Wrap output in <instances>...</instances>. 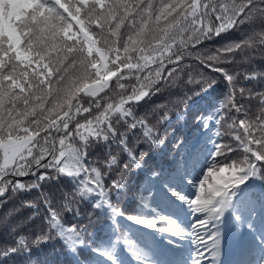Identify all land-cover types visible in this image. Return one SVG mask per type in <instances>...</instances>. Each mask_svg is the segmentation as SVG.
Returning <instances> with one entry per match:
<instances>
[{
	"label": "snow or ice",
	"instance_id": "obj_1",
	"mask_svg": "<svg viewBox=\"0 0 264 264\" xmlns=\"http://www.w3.org/2000/svg\"><path fill=\"white\" fill-rule=\"evenodd\" d=\"M16 3L9 15L3 0L0 23V230L11 237L0 245V264L52 240L75 264L93 258L123 264L121 249L132 264H222L228 223L242 240L246 232V248L259 253L242 264H264V89L243 83H264V72L232 67L264 54V0ZM205 69L227 82L223 98L194 118L211 135L203 146L184 136L169 141L171 133L161 137L169 113L192 98L172 90L197 85L199 96L217 83ZM166 92L162 102L138 110ZM151 150L161 159L146 168ZM141 170L143 181L130 186L129 174ZM61 177L70 186L57 199L44 189ZM161 197L186 209L190 225L164 213ZM128 198L136 210L123 207ZM85 202L88 220L80 211ZM68 214L75 222H66ZM94 216L110 230L106 245L93 242ZM126 224L158 234L173 250L188 241L190 255L161 258Z\"/></svg>",
	"mask_w": 264,
	"mask_h": 264
},
{
	"label": "trees",
	"instance_id": "obj_2",
	"mask_svg": "<svg viewBox=\"0 0 264 264\" xmlns=\"http://www.w3.org/2000/svg\"><path fill=\"white\" fill-rule=\"evenodd\" d=\"M10 5V0H7ZM0 23L3 22L4 19V7H3V0H0ZM19 7V5H17ZM17 7H12V10L9 15H12ZM259 28V24L257 25H245L242 26L241 31L231 32L224 34L223 37L217 38L216 40L210 42L209 44L205 45V50L212 49L214 50L216 47L221 46L222 44L228 42L229 40H235L242 36L243 31L250 30L251 27ZM237 60H240V57H237ZM232 67L236 68L238 71H242L245 68H251L256 70L257 72H264V54L260 52H254L252 54V62L249 66L248 64L243 65H233ZM205 72L208 76L213 77L216 79L217 83L213 88H211L208 92L203 93L199 96L193 95L194 92H199V86L197 85H188L185 89H174L173 95L176 94L183 95L184 91L188 92V95L192 98L188 100L187 105H179L169 113L172 119L166 122L163 125H160L161 128V137L164 135H171L169 136V141H172L175 136H184L191 142H198L201 146H203L204 141L207 139L208 136L211 135V131L209 130L208 133H203L198 126L195 125V116L196 115H207L212 108L216 105V103L223 98L224 93L227 91V82L223 80L219 73L211 72L208 69H205ZM247 87L255 86L257 90L264 89V83L259 82H243ZM168 96V93L160 94L156 97H153L152 100L144 104L142 102V106L138 109L139 111H145L150 109L153 104L160 103ZM179 115L184 116V120L179 119ZM154 122V121H153ZM215 125L213 124V128ZM139 148L145 151L149 150V146L146 143H141ZM101 151L100 149H94L93 152L95 156L93 158L99 157ZM147 159L146 168L151 166L153 163L158 162L161 159V155L157 153L156 150H151L149 152ZM146 175L145 170L137 171L134 173L129 174V184L132 187H135L139 182L143 181V178ZM27 179V178H25ZM70 186V182L66 181L65 177H61L57 181H53L45 186V191L48 192L54 198H59L61 190H69L68 187ZM11 207V203L8 205ZM123 207L131 212L136 210V203L135 200L132 198L125 199L123 202ZM160 209L169 215H174L180 222L185 225H190L191 221L188 219L187 210L184 209L178 202L177 203H170L164 200L161 197L159 203ZM80 211L82 214V219L88 220L89 219V212L91 211L90 205L85 202L81 204ZM30 214L27 210L24 211L23 215ZM66 222H75L71 214L66 216ZM101 219L98 217H93L92 223L89 227V231L92 232L93 242L100 243V244H108L110 242L111 233L109 228L105 225L103 228L100 227ZM124 223V222H122ZM257 225H260L259 218L256 221ZM131 235L134 238L140 240L141 242H146L152 248L159 251L158 246L162 245L168 255L169 260H176L180 258L188 257V250L191 248V244L188 241H182L178 245V251L173 250L171 246H165L163 244V238L158 234L145 232L143 229L137 228L134 225H125ZM28 227H34L33 225L27 226L23 231L27 232ZM224 231V229H223ZM11 237L8 235L6 230H0V245L3 243L9 242ZM87 255L82 250V256ZM162 258V257H161ZM121 260L123 264H132L130 257L126 252H123L121 249ZM5 264H75V260L72 255H70L67 249L63 246V244L59 240H52L47 243H42L39 247H34L31 250V253L28 255H16L7 258ZM88 264H103L102 259L100 258H93L89 260Z\"/></svg>",
	"mask_w": 264,
	"mask_h": 264
},
{
	"label": "rangeland",
	"instance_id": "obj_3",
	"mask_svg": "<svg viewBox=\"0 0 264 264\" xmlns=\"http://www.w3.org/2000/svg\"><path fill=\"white\" fill-rule=\"evenodd\" d=\"M12 2H13V4H16V0H12ZM240 235H241V234H240ZM227 242H228V239L226 240L225 243H223L222 249L226 247ZM255 251H257V250H255ZM258 255H259V253H258V251H257V254L252 258V262H254V261L257 259Z\"/></svg>",
	"mask_w": 264,
	"mask_h": 264
}]
</instances>
